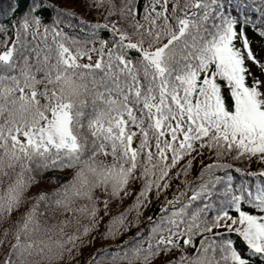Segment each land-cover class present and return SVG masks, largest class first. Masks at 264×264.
Here are the masks:
<instances>
[{
  "label": "snow or ice",
  "instance_id": "obj_1",
  "mask_svg": "<svg viewBox=\"0 0 264 264\" xmlns=\"http://www.w3.org/2000/svg\"><path fill=\"white\" fill-rule=\"evenodd\" d=\"M92 7L105 22L81 40L59 27L73 12L27 0L0 40V264H79L89 236L133 229L87 264H264V168L223 163L264 164V57L247 34L264 38V0ZM50 172L62 182L30 197Z\"/></svg>",
  "mask_w": 264,
  "mask_h": 264
},
{
  "label": "trees",
  "instance_id": "obj_2",
  "mask_svg": "<svg viewBox=\"0 0 264 264\" xmlns=\"http://www.w3.org/2000/svg\"><path fill=\"white\" fill-rule=\"evenodd\" d=\"M16 0H0V25L5 26V28L10 29V31L6 33H0V40L7 39L8 37L12 36L11 29L13 26L17 25L20 17L26 11L27 0L25 3H22L18 10L13 12V6ZM47 3L53 6V9L59 7L64 12H73L75 15L72 18L67 16L64 17V22L59 25V27L66 33L69 37H75L77 39H86L90 36L91 29L88 25L91 24H103L105 22V15L103 9L97 10L96 8L92 7V0H47ZM57 13L54 10L46 11L43 14L44 23L51 24L53 20L56 19ZM255 18V17H253ZM117 17H111V21H115ZM84 21V23H81ZM259 27V25L257 26ZM247 34L249 38L253 41L252 47L255 51L261 53V56L264 57V38H260L258 35L254 34L251 28L247 29ZM99 35L102 38L108 37V32L101 30ZM99 46L98 44L96 45ZM91 47V44H89ZM87 62V61H82ZM253 71L256 72L257 75H260L259 70L253 67ZM213 160L208 159L207 155L203 159V163H212ZM223 163H232L234 167H239L242 169H246L247 171L256 172L259 171L261 168H264V164H258L256 162H249L248 160H241V161H233L229 157L228 159L224 160ZM202 166L201 158H197L193 161V172L192 176L194 177L200 170ZM218 175H222L223 173H217ZM237 178H239L238 173H233ZM70 178L65 177L64 179ZM58 174L57 173H45L43 177L39 180V186L33 187L29 193V196H35L39 194L40 191H54L55 187L58 186ZM179 184V181H173V188L170 189L165 195L168 198H171L173 191L175 190L176 185ZM191 193H189L190 195ZM164 197H161L160 201H156L154 199L153 194V203L149 208L144 211L145 218L149 215H157L159 213V209L161 207V202L163 201ZM131 203V201H128ZM30 206V205H29ZM148 221L145 219L141 225L143 228ZM105 229L103 226L101 227V233ZM140 229H133L132 232L128 233L127 235L120 237L116 240H104L99 234H93L95 239L92 236L87 238L88 241L91 243L87 244L82 251V255L78 258L79 264H87L88 259L91 257L93 253H95L98 249L101 248H115L119 243L123 240H127L129 236L135 235L136 231ZM76 264V262H73Z\"/></svg>",
  "mask_w": 264,
  "mask_h": 264
}]
</instances>
